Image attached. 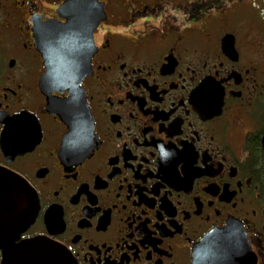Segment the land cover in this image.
Segmentation results:
<instances>
[{
  "label": "flooded vegetation",
  "instance_id": "af4514ba",
  "mask_svg": "<svg viewBox=\"0 0 264 264\" xmlns=\"http://www.w3.org/2000/svg\"><path fill=\"white\" fill-rule=\"evenodd\" d=\"M67 1L0 0V168L36 209L14 244L43 238L65 264H193L233 221L249 245L233 253L264 264V0H96L79 83L92 148L62 163L68 127L47 105L69 93L42 92L36 41Z\"/></svg>",
  "mask_w": 264,
  "mask_h": 264
},
{
  "label": "water",
  "instance_id": "95a60500",
  "mask_svg": "<svg viewBox=\"0 0 264 264\" xmlns=\"http://www.w3.org/2000/svg\"><path fill=\"white\" fill-rule=\"evenodd\" d=\"M59 13L66 17V22L42 28L36 43L45 66L40 79L42 92L48 95L52 90H68L69 93L68 98L61 100L48 98L47 109L68 127L58 156L62 163H71L82 159L92 148V123L79 83L88 72L92 29L103 16L96 0H69L60 7ZM226 41L227 35L223 38ZM2 149L6 154L7 148L2 146ZM32 197L31 188L22 177L0 168L2 264H65L63 252L43 238L14 244L34 218L36 209H33ZM240 251H249L246 237L239 224L228 221L200 241L193 264H241L243 253L234 254ZM248 264H253L250 259Z\"/></svg>",
  "mask_w": 264,
  "mask_h": 264
}]
</instances>
